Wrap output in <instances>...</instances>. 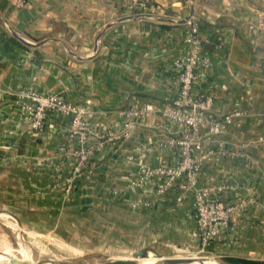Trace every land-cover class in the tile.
I'll use <instances>...</instances> for the list:
<instances>
[{"label": "crops", "instance_id": "obj_1", "mask_svg": "<svg viewBox=\"0 0 264 264\" xmlns=\"http://www.w3.org/2000/svg\"><path fill=\"white\" fill-rule=\"evenodd\" d=\"M143 2L0 0V215L23 233L48 232L112 260L146 248L163 256L202 250L184 179L162 194L160 176L139 181L143 166L179 162L171 141L195 133L158 113L128 128L125 116L148 102L174 104V60L189 50L185 38L198 23L209 62L193 92L214 97L209 118L243 113L220 135H207L209 124L195 134L199 183L227 185L224 197L241 204L206 250L223 260H264V0ZM193 5L194 16L179 23ZM25 90L60 94L90 111L95 153L70 194L64 185L76 158L68 120L51 111L43 131L31 129L17 102Z\"/></svg>", "mask_w": 264, "mask_h": 264}, {"label": "built area", "instance_id": "obj_2", "mask_svg": "<svg viewBox=\"0 0 264 264\" xmlns=\"http://www.w3.org/2000/svg\"><path fill=\"white\" fill-rule=\"evenodd\" d=\"M26 0H15L17 6L25 4ZM132 8L144 6L143 0H129ZM258 26H264V14L258 13ZM185 41L190 48L185 54L174 60L177 73L178 96L173 105H159L148 102L138 108L125 111L128 118L126 127L133 125L132 120L151 113H158L166 120H172L192 130L197 134L200 129L209 124L207 135H220L236 119L243 116L242 112H234L223 117L209 118L214 107V97L211 94L193 92V84L200 69L208 64L209 59L203 55V40L199 36V24L194 23ZM17 102L21 104L30 127L43 131L46 127L48 112L54 111L68 120V142L74 147L76 164L73 173L65 179V193L70 194L76 186L75 179L83 170L87 169L94 156L93 146L90 145V111L81 105L68 101L60 94L40 93L25 90L18 94ZM192 135L174 138L171 142L179 150V162L176 164H160L155 168L143 166L139 181L150 176L158 175L161 181L158 192L164 193L172 188L177 181L184 179V188L194 196V215L197 223V236L202 251L209 247L221 232L230 229L232 220L237 215L241 204L231 203L224 197L227 185L205 186L199 183L198 172L201 169V159L198 153L202 143ZM116 134L110 133L114 138Z\"/></svg>", "mask_w": 264, "mask_h": 264}, {"label": "rangeland", "instance_id": "obj_3", "mask_svg": "<svg viewBox=\"0 0 264 264\" xmlns=\"http://www.w3.org/2000/svg\"><path fill=\"white\" fill-rule=\"evenodd\" d=\"M7 222L15 227L14 223H11L4 217L0 218V252H2L0 257L2 259V264H27L23 258V251L30 256L31 261L34 264H37L38 261L43 259H54L63 262H71L72 264H103L113 259L109 256V253H101L98 249H95L92 246H73L65 243L64 240H61L54 234L48 232H46V234L36 235L23 233L17 227L12 228L9 226ZM149 255L160 257L165 263L167 262L163 258L193 257V260L210 259L214 260L217 264H228L223 258L211 254L206 249H204V251L200 249L197 251L177 250L171 254L163 256L146 248V260L140 263L149 264L147 259ZM135 257L138 259L143 258L139 255L137 256L136 253L121 258ZM152 260L155 264H160L156 258L152 257Z\"/></svg>", "mask_w": 264, "mask_h": 264}, {"label": "water", "instance_id": "obj_4", "mask_svg": "<svg viewBox=\"0 0 264 264\" xmlns=\"http://www.w3.org/2000/svg\"><path fill=\"white\" fill-rule=\"evenodd\" d=\"M192 4H194L195 0H191ZM194 5L192 6L190 14L179 21V23H185L188 20H190L194 16ZM2 254V252H0ZM141 256L143 258L146 257V252L140 251L137 256ZM193 260V257H168L165 258V261L171 264H176V263H188ZM47 263H52V264H72L71 262H63V261H58L54 259H43L41 261H38L37 264H47ZM103 264H142L138 261V258H120V259H114V260H109Z\"/></svg>", "mask_w": 264, "mask_h": 264}, {"label": "bare ground", "instance_id": "obj_5", "mask_svg": "<svg viewBox=\"0 0 264 264\" xmlns=\"http://www.w3.org/2000/svg\"><path fill=\"white\" fill-rule=\"evenodd\" d=\"M2 216V215H0ZM23 253V258L25 259L26 263L27 264H34L32 261H31V258L28 254H26L24 251L22 252ZM152 255H149L147 257L148 259V262L149 264H155L152 260ZM159 259V261L162 263V264H170V263H165L163 260L160 259V257H157ZM146 260V257L145 258H140L138 259L139 262H144ZM2 259L0 257V264L1 263ZM180 264H217L214 260H202V259H196V260H192L191 262H188V263H180Z\"/></svg>", "mask_w": 264, "mask_h": 264}, {"label": "trees", "instance_id": "obj_6", "mask_svg": "<svg viewBox=\"0 0 264 264\" xmlns=\"http://www.w3.org/2000/svg\"><path fill=\"white\" fill-rule=\"evenodd\" d=\"M228 264H264V260L246 259V258H232L224 259Z\"/></svg>", "mask_w": 264, "mask_h": 264}]
</instances>
